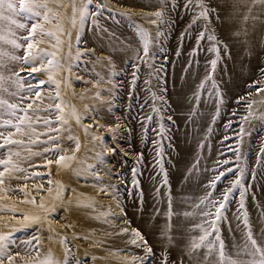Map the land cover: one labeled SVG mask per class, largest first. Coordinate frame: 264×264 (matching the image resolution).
<instances>
[{
  "label": "rangeland",
  "instance_id": "374dc122",
  "mask_svg": "<svg viewBox=\"0 0 264 264\" xmlns=\"http://www.w3.org/2000/svg\"><path fill=\"white\" fill-rule=\"evenodd\" d=\"M104 2L113 9V12L105 10L104 18L100 21L102 26L109 31L95 35L96 37L103 38L102 41L113 42L117 43L118 46H123L126 53L113 57L111 54L105 52H97L92 42L93 39L90 38V41L85 37L94 33L86 31L83 36L86 44L81 43L79 48L81 51L85 48L93 49L94 51L81 57L80 60H76L75 56L78 47L76 35L75 39L71 41V49H69L68 45L69 39L66 37L67 40L63 43L56 56L63 67L53 73L54 79L60 82L61 99L67 105L65 111L70 112L74 107L84 117L80 124H77L74 119L69 118V124L65 125L64 128L70 129V131H62L60 133L59 154L73 155L72 150L75 148V141L69 140L67 138L69 135L79 139V151L75 153V158L65 168H59L55 163L49 165L47 168L41 166L33 169L29 167V162L43 165L44 156L30 157L29 162L22 164L23 167L28 169L29 173L33 171L50 173L43 180H28V187L25 189V192L29 193L28 199L36 195L37 204L41 202L42 197L46 207L50 209L55 205L56 211L50 212L48 220L44 221L45 211L43 209L34 207L29 203H22L25 195L16 190L24 185L25 182L22 180L6 179L3 187L5 189L11 188L13 191L6 190L0 192V234L8 233L13 229H22L13 233V239L15 240V245L11 246L13 252H21V257L16 258V264H33L36 252L30 250L31 255H28L25 253L23 247H17V245H21L22 241L30 239L33 235L41 237V243L37 246L40 249V259H43L50 250L54 258L62 262L66 247L71 248L73 264H75L77 259L81 261V264H110V260H116L118 256L123 257L125 264H130L134 257L142 258L145 256V249L143 247H135L127 243V241L132 235L131 228H136L134 225L135 221L145 214L146 209L150 211V220L152 222H160L166 228L168 227V218L165 215L168 207L166 193L171 194L170 172L172 157L176 154L174 137L178 130L173 113L175 103L170 92V86L175 69L181 74L189 68L197 66L201 72L194 81L193 89L187 96L190 109L194 113L203 100L211 104L210 108H208L205 129L196 140L197 146L209 153L204 168L206 170V177L201 183V196L206 191L204 185L208 183L214 174H218L212 171L217 162H220L222 165L220 170L231 167L235 171L237 161L234 150H238L241 157L240 163L246 162L247 164L243 177L244 185L247 189L244 205L253 231L258 235L260 231L264 230V213L256 199V193L261 188L264 190V163L257 166L258 154L264 148V120L254 118L250 122L242 121L241 117L246 114L247 109L243 103L238 105L236 100L239 96L246 95L247 84L261 79L259 69L264 68V53L261 55L260 66L256 69L254 75L243 83V91L230 95L227 105H220L219 116L213 122V116L216 114V100L218 98L211 90V82H208L205 90L201 92L198 106L197 101L194 99V93L197 91L198 85L205 78L210 67L208 60L212 58V54L206 50L208 41L204 40L200 45L202 50L198 51L194 57L190 56L193 48L197 47L196 36L199 31L203 30L206 22L201 20L197 25L188 29L192 12L185 11L183 8L184 0H175L178 6L175 9L169 7L166 10L165 19L167 23L160 26L164 32L160 45L165 51L161 52L159 47H157L154 49V60L140 63L135 58L136 49L139 47L136 25L149 29L155 35L156 27L143 19L144 14L153 11L154 7L151 9L130 6L118 7L114 4L115 0H104ZM210 2L212 3L213 0H210ZM118 13H126L127 15H118ZM253 14L260 16V19H257L259 21L258 29L262 31L264 44V12L260 9L258 13H254L253 11ZM112 15H115V20L109 18ZM212 21V24L209 26L210 31L214 30L215 34L224 42L216 27L215 16H213ZM121 24L126 32L132 36L131 41L116 40L119 38L117 32L120 30L119 25ZM186 30L189 34L182 37L181 34ZM44 41L40 47L54 51V49L50 48V44H48L50 42H47L45 39ZM51 42V44L55 43L54 40H51ZM228 49L231 50L229 46ZM177 51L180 52V55H177ZM165 56L167 60L164 59ZM227 57L228 54H222L214 73L215 80L217 78V70L226 64ZM190 61L191 63H189ZM149 63L154 64L155 68H150L148 66ZM134 65H138V74L136 82L133 85L132 73L137 71ZM69 66L71 67V71L67 70ZM158 69L159 71H157ZM17 71L20 72L22 77L26 76L27 70L21 71V69H18ZM150 72L153 75L149 76ZM77 77L80 79H77ZM38 79L46 80L47 75L38 74ZM146 80L150 81V83L146 84ZM113 85H116V87L113 88ZM50 87L54 95L55 85H51ZM164 88H166V92L162 93L161 90ZM108 89L115 92L116 99L114 101L111 100L112 93ZM146 89H150L151 92H155L158 95L162 94L167 101L166 104H161L159 101L156 102L157 107L161 109V114L163 115L162 122L167 129L164 139H160L153 131L158 126L155 119L148 125L146 134L142 128L141 118L150 112L153 104L150 92L146 91ZM47 91L48 89L46 88L42 91L41 95L44 96ZM97 92L100 93L99 98L95 95ZM247 99L256 101L254 111L264 112V105L260 103L264 101V95L253 92ZM109 101L114 105L112 112H108L107 110ZM44 103L46 104L48 101L45 100ZM142 105L144 106L143 109H141ZM86 106L90 109L94 108L98 112L99 115L95 121L98 124L115 126L116 118L120 117V129L113 134L108 131L107 127L99 128L94 126L86 134L84 127L88 124H94L92 112L87 111ZM234 111L237 113L235 116L233 115ZM168 116L172 117L171 121L168 120ZM229 123H231V128H226L225 125ZM242 124L246 130L243 134L239 132ZM210 127L212 130L209 133ZM38 131H44V128L38 126ZM94 135L101 137L102 142L101 140L93 141L92 137ZM41 139H46V137H41ZM154 140H160L163 148V162L164 169L167 172V185H162L163 174L156 164L158 157L156 155V148L153 145ZM202 143L203 147L200 146ZM106 147H115L117 151L114 154L108 153L105 157L107 161L106 165H98L97 171L103 177V184H112L118 187L119 190L116 192L115 197L100 192L99 186L94 183L91 173L87 171L88 165L97 163L95 159L96 153L104 151ZM13 150H20L23 155H27L26 150L15 148ZM32 150L42 152L43 148L42 146L33 147ZM125 152L128 154L125 155ZM138 154H142V160L139 163L137 161ZM225 160L229 161L227 165L222 164ZM194 164H196V161ZM133 168L137 169L136 179L138 186H134L132 183ZM105 169H113V171L108 174ZM253 169H255L254 178ZM234 179V173H228L222 178L217 184L215 195L219 196L226 187L230 186V181ZM48 180L53 182L52 187L54 190L52 193H48L47 191ZM41 183L45 185V188L40 195H37L35 189ZM61 187L66 189L62 193V198L54 199L57 196V190ZM157 188L160 189L159 195L156 191ZM240 199V191L237 189L233 192L224 212L226 219L219 222L221 237L229 249L228 239L232 240L234 237H238L241 240L245 231L243 224L237 219ZM92 201L95 202L94 207L95 210H98V213L93 211L92 208L83 206L92 203ZM195 202H198V200H195ZM118 203L122 206L123 212H121V207H118ZM104 213H112L113 215L106 220L103 215ZM24 214L29 216L39 215L42 218L41 223L29 228H22L21 221ZM97 216L99 219L96 218ZM255 218H258L260 221L259 227L254 224L253 220ZM124 220L129 221L130 224L126 225ZM37 227L41 228L42 231L37 232ZM125 227L129 228L128 234L116 235L121 228ZM195 234L198 235L199 233L196 232ZM189 236L190 234L185 238L184 244L180 246H170L164 243L152 245L155 257L146 261V264H160L162 254L165 252H167L169 258V264L178 262ZM116 237H125V240L119 244H115L111 239ZM64 238H67V242L62 244L61 241ZM144 238L146 239L145 236ZM103 248L108 251L100 253L99 250ZM135 264H139V261H135Z\"/></svg>",
  "mask_w": 264,
  "mask_h": 264
},
{
  "label": "snow or ice",
  "instance_id": "6c2138e0",
  "mask_svg": "<svg viewBox=\"0 0 264 264\" xmlns=\"http://www.w3.org/2000/svg\"><path fill=\"white\" fill-rule=\"evenodd\" d=\"M56 5V9L71 7L70 23L73 28L77 29L76 32V44L77 52L75 59L80 60L81 57L87 55L93 49L85 48L80 50L79 45L85 43L83 40L84 33L90 31L94 34L107 33L109 30L104 28L100 23L104 18L105 10L113 12L104 0H80L79 6L77 0H69V3H65L64 0H0V192L13 191V189H5V180H22L24 185L19 187L18 190L24 193L25 199L22 203H29L34 207H39L45 211L44 221L49 218L50 212H55L56 207L53 205L50 209L41 202L37 204L36 195H33L31 199H28L29 193L25 192L28 187L27 181L30 179H44L50 173H40L38 171L28 172V169L23 167L22 164L29 162L30 157L44 156L43 165L32 164L29 162L30 168H47L49 165L55 163L59 168H65L69 166V162L75 158V153L80 149L79 139L69 135V140L75 141V148L72 150L73 155H60L59 138L62 131H70V129L64 128L69 124V118L74 119L77 124H80L84 117L79 114L73 107L70 112H66L67 105L61 99L60 82L54 79L53 73L63 67L60 61L56 58L57 52L62 47L64 41L61 36L67 35L69 37L68 45L71 49V32L66 31L63 18L61 14L51 7V4ZM178 5L175 0H156L154 10L144 14L143 19L152 26L156 27L155 35L140 25H136V35L139 41V47L136 49L135 58L140 63H147L150 60L155 59L154 49L159 47L161 52L165 49L160 45L161 37L164 36V32L161 29V25L167 23L165 16L166 10L171 7L175 9ZM259 6L264 12V0H219L218 3L212 4L210 0H184L183 8L185 11L192 12L191 22L188 25V29H191L194 25H197L199 21H205L203 30L199 31L196 36V48H193L190 56H195L200 50V45L204 40L208 41L207 52L212 54V58L208 60L209 70L203 80L197 87V91L194 93V99L197 101V106L201 98V92L205 90L206 84L211 82V90L215 93L216 97V114L213 116V122L220 113V105L223 103V94L220 91L217 84L214 73L217 65L221 60L222 54H230L228 45L225 44L216 34L215 31H210L209 26L212 24V18L215 16L217 21L221 20V12L226 11L231 14H242V23L246 25L249 19H260L259 15L253 16V10ZM246 9V10H245ZM118 15H127L126 13H118ZM66 16V13H65ZM115 20V15L109 17ZM90 21V24H89ZM87 25V27H86ZM51 26V27H49ZM186 30L181 36L188 35ZM248 32L246 27L237 28L233 32V36L239 39L241 36L247 37ZM39 37V38H38ZM44 37H47L49 41L54 40V44H50V48L54 51H50L46 48L40 47L44 43ZM243 42V41H241ZM22 53V54H21ZM177 55L180 52L177 51ZM167 60V57H164ZM46 61V63H45ZM38 62V63H37ZM20 65L21 71H26V76L22 77L20 72L14 71L11 67L15 64ZM191 63V61L189 62ZM150 68H155V65L149 63ZM137 71L132 73L134 85L138 74V65H134ZM71 71V67L67 69ZM159 71V69L157 70ZM261 79L254 80L247 84L246 95H241L237 98L236 103L239 105L243 103L247 109L244 116L241 117L242 121H249L254 118L264 120V112L254 111V105L256 101L248 100L247 97L251 96L253 92L259 95H264V68H260ZM5 72L10 73L6 76ZM38 74L47 75L46 80L38 79ZM115 75V73H113ZM153 73H149V76ZM14 77V78H13ZM77 79H80L77 77ZM146 84L150 81L146 80ZM51 85H55L54 95ZM116 85H113L115 88ZM15 90H12V89ZM48 89L44 96L41 95L42 91ZM112 93L111 100L116 99L115 92L108 89ZM150 92L153 104L150 112L141 118L142 128L147 133V127L155 119L157 121V128L153 129L155 134L160 138L166 137L167 129L164 125L163 115L161 109L157 107L156 102L166 104L167 101L164 96L158 95L155 92H151L150 89H146ZM161 92H166V88ZM96 97L99 98L100 93L97 92ZM47 100L48 103H44ZM108 112H112L114 105L111 101L108 102ZM264 105V101L260 102ZM130 107V106H129ZM143 105L141 109H143ZM87 111H91L93 115L94 124H88L84 127V131L87 134L89 129L96 126L99 128L107 127L108 131L115 134L120 129V117L116 118L115 126L104 125L95 123L98 117V112L94 108H88ZM237 113L234 111L233 115ZM54 117V118H53ZM102 119V117H100ZM168 120L171 121L172 117L168 116ZM38 126H42L44 131H38ZM226 128H231V123L225 125ZM209 128V133L211 132ZM243 124L241 125L239 132L245 133ZM46 137V139H41ZM93 141L101 140L98 136L92 137ZM227 139V137H226ZM153 145L156 148V155L158 157L156 164L159 166L160 172L163 174L162 185H167V172L164 169L163 162V148L160 144V140H154ZM43 151H33V147H41ZM203 147V143L200 145ZM26 150L27 155H23L22 151L13 149ZM117 149L115 147H106L104 151L98 152L95 155L97 161L96 164L88 165L87 171H89L93 177L94 183L99 186V191L105 195H112L115 197L116 192L119 190L116 185L103 184V177L100 172L97 171V166L106 165L105 159L108 153H115ZM237 166L234 171L233 168L228 167L220 170L222 165L217 162L216 166L212 169L214 174L208 181L205 188V194L198 199L193 205V211L183 212L184 217L199 216L200 222L195 223L189 229V239L184 246L181 258L178 262H172V264H264V230L260 231L257 235L253 231V227L249 221L247 210L244 205V197L247 189L245 188L243 177L247 169V164L240 163L241 157L238 150H234ZM47 154V155H46ZM128 153L125 152V155ZM142 160V154H138V163ZM228 160L222 162L223 165H227ZM264 163V148L261 149L260 154L257 157V166ZM198 161L196 165H193V169H197ZM193 169H190L192 171ZM106 173L110 174L113 169H105ZM133 185L138 186L136 179L137 169L133 168ZM228 173H234L235 179L230 181V186L226 187L219 196L215 195L217 184ZM255 177V169H253V178ZM52 181L48 180V193L53 192ZM45 185L41 183L35 190L37 195H40L44 191ZM240 191V201L237 219L243 224L245 229L243 237L240 241L235 242L231 249H229L224 240L221 237L219 222L226 219L224 212L226 211L227 204L229 203L232 194L235 190ZM66 191L62 187L57 190L56 198H62V193ZM157 194L159 195L160 189L157 188ZM168 197V207L165 213L168 218V227L163 233L165 239L172 243L173 237L171 235L172 225L171 220L174 215H179L173 209L171 194L166 193ZM95 202L83 205L84 207L92 208ZM121 212H123L122 206ZM107 220L111 217L112 213L103 214ZM99 219V217H96ZM41 217L39 215L29 216L24 214L22 217V228H29L33 225H39L41 223ZM124 223L130 224L129 221L124 220ZM70 227V225H69ZM22 229H13L8 233L0 234V264H16V258L21 257V252H13L12 245H15L13 239V233ZM37 232H41L42 229L37 227ZM198 232L199 234H195ZM129 233V228H121L116 235H126ZM131 238L127 243L134 245L135 247H143L145 249V256L142 258L134 257L130 264H135V261H139V264H146L150 258L155 257V253L151 246L148 245L147 240L136 228H131ZM79 238V237H76ZM87 239V237H85ZM35 242V243H33ZM67 242V238L61 241L62 244ZM41 243V237L39 235H33L30 239L21 242V245L17 247H23L26 254L31 255L30 250L36 252V257L33 259V264H73V255L70 247L65 248L64 259L61 262L55 259L51 251L48 254L39 258L40 249L37 247ZM186 257V260H185ZM95 259V258H93ZM75 264H81L79 259ZM160 264H169V258L167 252L162 254Z\"/></svg>",
  "mask_w": 264,
  "mask_h": 264
},
{
  "label": "bare ground",
  "instance_id": "6f19581e",
  "mask_svg": "<svg viewBox=\"0 0 264 264\" xmlns=\"http://www.w3.org/2000/svg\"><path fill=\"white\" fill-rule=\"evenodd\" d=\"M64 2L69 3V0H64ZM218 2L219 0H213L212 3L216 4ZM79 3L80 0H77L78 6ZM114 4L118 7L130 6L151 9L156 4V0H115ZM51 7L61 14L64 27L66 31L71 32V41H73L75 39L77 29L73 28L70 23L71 7H68L67 9H56V5L54 3L51 4ZM260 9L261 8L257 6L253 11L254 13H258ZM242 14L243 13L241 12L239 14L230 15L229 12L222 11L221 20H216V27L221 37L231 48L226 64L217 70L216 82L223 94L222 105H227L230 95L234 93H241L243 91V83L254 75L256 69L260 66L259 63L261 55L264 53L262 31H259L258 29L259 21L249 19L247 24L243 25ZM253 16L256 15L253 14ZM119 26L120 30L117 32L119 38L116 40L126 42L131 41L132 36L126 32L122 24ZM241 27L247 28L248 35L247 37L241 36L237 39L233 36V32L237 28ZM66 37L69 39L67 35L61 36V39L65 42L67 40ZM85 37L90 41V38L93 39L92 42L94 43L93 45L97 52H105L111 54L113 57H118L126 53L123 46H118L117 43L113 42L102 41L103 38L96 37L95 34H90ZM44 39L47 42H50L48 44L52 43L47 37H44ZM11 67L14 71L20 69V65L18 63L12 65ZM197 67L189 68L181 74H179L178 70L175 69L173 81L170 86V92L175 103L173 106L174 118L178 125V130L174 137L176 154L172 157L170 172L173 209L176 213H179V215H174L171 220V235L173 237V241L169 244L163 235L167 229L166 226H164V224L162 225L160 222H152L150 220V211L147 209L145 210V214L134 223L135 227L146 237L148 245L150 246L158 245L160 243L170 246L183 245L185 238L190 234L189 229L191 226L200 222V217L198 215L194 217L183 216V212L194 210L193 205L196 203L195 200H198L201 196V183L206 177V170L204 168L207 158L209 157L208 152L197 146L196 140L205 129V122L208 117V108H210L211 104H208L205 100H203L200 102L199 108L193 113L187 99L188 93L193 89L194 81L201 72L200 68ZM5 75L8 76L10 73L5 72ZM12 90L15 89L13 88ZM195 161L196 164L198 161L197 169H193V165H196L194 164ZM190 169L193 170L190 171ZM256 199L258 200L259 206L264 213V190H262V188L256 193ZM95 211L98 213V210ZM253 221L257 227L260 226L258 218H255ZM124 238L125 237H116L111 240L115 242V244H119L125 240ZM237 241H240L238 237H234L232 240L228 239L230 249ZM99 251L101 253L107 252L108 250L103 248ZM116 260L111 259L110 264H125V261L121 256H118Z\"/></svg>",
  "mask_w": 264,
  "mask_h": 264
}]
</instances>
